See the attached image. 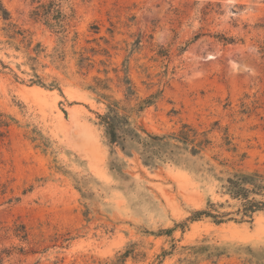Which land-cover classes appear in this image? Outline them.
<instances>
[{"label":"rangeland","instance_id":"obj_1","mask_svg":"<svg viewBox=\"0 0 264 264\" xmlns=\"http://www.w3.org/2000/svg\"><path fill=\"white\" fill-rule=\"evenodd\" d=\"M1 1L0 264H264L263 212L151 233L264 173V0Z\"/></svg>","mask_w":264,"mask_h":264},{"label":"trees","instance_id":"obj_2","mask_svg":"<svg viewBox=\"0 0 264 264\" xmlns=\"http://www.w3.org/2000/svg\"><path fill=\"white\" fill-rule=\"evenodd\" d=\"M60 5V0H52L47 4H41L39 7L32 10V16L39 18L45 17L47 20V16H51L55 22L51 24L58 32H64L63 22L66 16L62 13ZM0 17L4 21H10V12L4 6L2 1L0 0ZM49 23V22H48ZM10 25L9 30L12 32L11 35H8L9 38H14L17 34L22 35V30L16 29L15 25L11 22L8 23ZM30 85L37 84L49 89L57 88L60 91V88L54 84L53 82L45 83L42 78L36 73L33 72L32 78L29 79ZM149 101H145L148 103ZM101 119L107 125L108 134L110 136V142L116 143L118 139V135L116 132V125L112 122L107 121L106 117L100 116ZM12 118L8 115H5L0 112V136H4L7 128L10 126ZM154 139H160L157 137H152ZM225 192L228 194L231 200L236 201L231 204L228 201L226 203H213L208 202L205 208L192 210L190 214L182 221L175 222L172 227L159 229L157 232H151L154 235H164V236H172V233L176 229H180L184 231L186 224L188 222H193L197 220H201L203 218H209L216 224H220L227 221H235V222H244V221H252L253 216L257 212L264 213V173L260 171H252V172H239L236 171L232 175L226 178L224 184ZM231 208L230 211L223 210L224 208ZM9 229V228H8ZM6 229V231L8 230ZM13 235L19 237L22 240L27 239V233L24 230V226L22 224H17L13 230ZM174 244H171V247L168 250H163L161 256H165L170 254L173 250ZM22 253V248L19 249ZM2 254L9 255L8 252L2 251ZM132 253V250H125L121 255L118 256L117 261L114 264L120 263L125 260L129 254Z\"/></svg>","mask_w":264,"mask_h":264}]
</instances>
